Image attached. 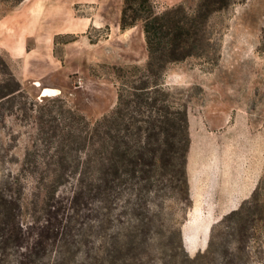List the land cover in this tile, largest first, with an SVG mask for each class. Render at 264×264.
<instances>
[{
  "label": "trees",
  "instance_id": "1",
  "mask_svg": "<svg viewBox=\"0 0 264 264\" xmlns=\"http://www.w3.org/2000/svg\"><path fill=\"white\" fill-rule=\"evenodd\" d=\"M0 1L17 5L23 0ZM210 3L215 0H203L196 16L187 18L181 7L158 14L156 0H123L120 29L141 23L147 59L144 67H109L120 83L117 100L94 124L62 99L44 96L40 106L29 101L19 82L0 87L1 98H20L18 108L36 124L43 146L26 152L21 175H35L47 187L40 215L24 224L20 176H4L0 264H214L215 224L210 235L199 228L210 226L216 204L220 215L229 212L226 185L217 188L212 180L197 179L196 150L188 153L187 105L176 102L161 83L167 64L204 47ZM62 186L68 188L59 195ZM172 199L187 203L188 209L194 202L183 227L184 241L180 229L164 218L165 203ZM166 227L175 234V243L167 238ZM184 246L190 255L206 249L190 257ZM220 255L223 264H235V254L224 244Z\"/></svg>",
  "mask_w": 264,
  "mask_h": 264
},
{
  "label": "rangeland",
  "instance_id": "2",
  "mask_svg": "<svg viewBox=\"0 0 264 264\" xmlns=\"http://www.w3.org/2000/svg\"><path fill=\"white\" fill-rule=\"evenodd\" d=\"M202 1L183 0L167 6L156 0V11L160 14L181 7L184 16L191 18ZM122 4L123 0H23L17 5L0 1V87L9 83L13 88L15 81L19 82L28 100L39 106L40 92L50 88L56 92L48 97L62 99L91 124L109 114L120 85L109 67H144L147 59L141 23L120 29ZM208 7L204 47L196 51L197 55L167 64L162 87L172 92L176 102L187 105L192 120H204L217 128L243 115L252 130L262 129L264 0H215ZM2 96L0 93V183L9 173L20 176L25 224L40 215L47 187L35 175H21L20 170L26 152L43 150V146L36 124L25 119L18 108L20 98ZM11 104L14 107L9 109ZM242 170L244 173L245 168ZM225 185L231 212L239 201ZM255 187V195L244 201L237 213L219 219L221 207L216 204L210 226L199 228L207 233L215 224L214 264L224 262L220 255L223 244L235 254L231 258L235 264H264V164ZM67 188L62 186L57 193L62 195ZM186 204L175 199L165 203L166 224L180 229V233L190 211ZM167 228V238L175 243V234ZM184 250L190 257L198 252L190 255ZM177 253L183 255V250L178 248Z\"/></svg>",
  "mask_w": 264,
  "mask_h": 264
},
{
  "label": "crops",
  "instance_id": "3",
  "mask_svg": "<svg viewBox=\"0 0 264 264\" xmlns=\"http://www.w3.org/2000/svg\"><path fill=\"white\" fill-rule=\"evenodd\" d=\"M159 1L170 6L183 0ZM119 33H121L120 30ZM188 118L190 137L188 153L189 150H196L193 169L197 172V179L200 183H207L212 180L217 188L226 183L233 197L239 201L235 209L237 210L255 190L259 173L264 164V128L252 130L249 119L243 115L234 116L229 124L217 128L208 126L204 120H192L190 115ZM191 123L193 124V132L191 131ZM242 164H244L243 167ZM235 166H238L239 170H235ZM242 168H245L244 173ZM193 210L194 202L188 214L192 213ZM217 215L218 212H215L216 217ZM224 215H221L219 219ZM188 220H190L189 215L185 223ZM185 223L181 228L183 241ZM200 240L201 238L198 237V241Z\"/></svg>",
  "mask_w": 264,
  "mask_h": 264
},
{
  "label": "bare ground",
  "instance_id": "4",
  "mask_svg": "<svg viewBox=\"0 0 264 264\" xmlns=\"http://www.w3.org/2000/svg\"><path fill=\"white\" fill-rule=\"evenodd\" d=\"M54 92H56V91H54L50 88H44L40 93H41V96H48Z\"/></svg>",
  "mask_w": 264,
  "mask_h": 264
},
{
  "label": "water",
  "instance_id": "5",
  "mask_svg": "<svg viewBox=\"0 0 264 264\" xmlns=\"http://www.w3.org/2000/svg\"><path fill=\"white\" fill-rule=\"evenodd\" d=\"M53 95V94H52ZM44 97V96H43Z\"/></svg>",
  "mask_w": 264,
  "mask_h": 264
}]
</instances>
